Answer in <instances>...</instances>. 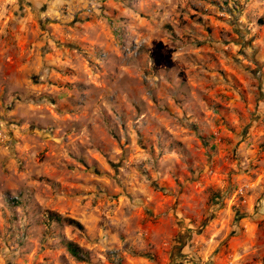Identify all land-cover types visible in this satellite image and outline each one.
<instances>
[{
	"label": "rangeland",
	"instance_id": "rangeland-1",
	"mask_svg": "<svg viewBox=\"0 0 264 264\" xmlns=\"http://www.w3.org/2000/svg\"><path fill=\"white\" fill-rule=\"evenodd\" d=\"M0 264H264V0H0Z\"/></svg>",
	"mask_w": 264,
	"mask_h": 264
},
{
	"label": "trees",
	"instance_id": "trees-1",
	"mask_svg": "<svg viewBox=\"0 0 264 264\" xmlns=\"http://www.w3.org/2000/svg\"><path fill=\"white\" fill-rule=\"evenodd\" d=\"M48 220L61 225L62 223H66L68 225L75 226L77 228H82V225L75 219L69 217H62L55 211H47ZM63 246L66 248L67 252L74 257L76 260L81 262H89L90 255L89 252L82 247H80L77 243L64 239L62 241Z\"/></svg>",
	"mask_w": 264,
	"mask_h": 264
}]
</instances>
